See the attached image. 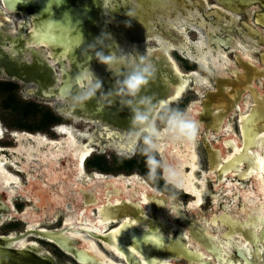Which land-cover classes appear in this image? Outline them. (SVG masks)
<instances>
[{"label":"flooded vegetation","instance_id":"obj_1","mask_svg":"<svg viewBox=\"0 0 264 264\" xmlns=\"http://www.w3.org/2000/svg\"><path fill=\"white\" fill-rule=\"evenodd\" d=\"M80 2L86 6L91 4H94L95 8L98 6V11L95 9L98 14L95 19L101 22L97 24V33L98 35H101L103 44H107L108 46V49H105L100 57L95 56V60L97 59V66L91 69V72L94 75L100 74V76H108L104 68L112 70L109 74L112 73L110 78L115 82L114 87H106L98 94V97L101 98L103 102H107L110 106H113L114 104L110 98L111 96H114L116 92L122 96H125L124 94L126 91L132 94L125 81L137 75H141L146 80L148 76L146 68L150 66L156 70L153 62H162V60L160 61V58L158 59L157 56H161V59H166L162 49L160 51V53L163 52L161 55L159 51V55H155L157 50H160V48L164 45L155 38L158 36L163 38L168 37V39L171 40L173 39L176 43L175 46L178 47V42H184V44L187 45L186 49H183L182 51L177 47L176 49H172L170 53L177 64L178 59L187 61V71H183L181 69V72L184 80L187 78L189 79V85L182 92V95L188 88H190V90L199 94V98L189 102L186 107L184 105H180L181 107L179 106L178 108H175L173 114L170 115L171 118L167 123V127L158 128L156 121L159 114L164 109H168L171 104L175 103L182 95L169 101V103L164 104L160 110H158L159 105L162 101L168 100L169 95L181 82L175 78V76L172 82L166 83L164 80L160 79L161 83L164 85L156 87L158 93L151 99V101H149L146 96L147 82L142 84L139 90L133 94L136 97L138 96L140 102H134L133 105H130L129 108H127V111H129V109L132 110L131 112L136 116L131 122L137 123L141 121L139 131L118 127L105 119L95 120L87 115L67 113L68 107L71 105L70 100L60 99L63 101L62 104H51L50 101H48L49 104L53 105V110H49V112L54 116V119L49 122H44V117L47 114L46 112L44 114L42 124L51 126L53 132L56 133L55 127L62 123L71 124L73 119L70 116L85 118L90 120L88 124L84 121H80L76 124L77 128L80 123L85 124V128H78L82 132L87 131L90 134L94 132L96 133L98 128L96 126L97 124L107 125L109 128H114L121 133V135L115 136L123 138L127 136L137 137L135 150L131 154H126L116 152L112 149V151L116 153V156L114 157L115 165L118 170H121V172L115 174L105 169L100 158V155L105 154L109 148L104 151L97 145L93 154L88 158L86 157L82 164L85 175H90L92 179L87 180L86 178H77L71 189L74 195H72L71 192L66 191L62 193L64 198L61 199L54 198L55 193L51 194L52 198H46V196H42L40 190L36 188V182L43 181L45 186L49 188L48 192L51 193L52 190L58 191V187L55 184L50 185L48 179L42 176V166H38L37 168V165L34 166L33 163H31L33 167H31L29 173L22 169L15 168V170H17L15 173L21 177L23 185L21 187H16L14 191L18 194L11 198V203H14L13 207L19 214L23 215L25 212H28V214L31 213L32 215L36 214L40 222L37 227H30V218L26 220L24 217L19 218L16 216H10L7 213L5 214L7 218L0 224V227L8 221L18 220L23 223V228L19 231L0 233V235L24 233V240L26 243L36 242L44 250L55 256L61 264L83 263L79 262V260H77L71 252L62 248L55 240L43 236L34 230H60L57 234L65 239H70V245L73 247L77 246L79 249L83 248V250L86 248L87 253L94 255L93 264H221L222 261L224 262L226 260L228 264H247V262H245V260L238 254L236 249L237 247L243 249L247 256L251 258L253 264L254 262L259 264V258L257 256H252V252L250 251V253L246 251L243 246L234 245V247H232V251L228 253L223 244L220 242V239L217 238L216 229L211 230L207 226V217L210 218L212 214H215V212H218L219 209L224 208L222 204H226V201L223 199L219 201L218 206L215 204L214 197L217 193L216 186L222 181L225 174L219 176L217 167L211 164L213 156L211 155L210 150L213 148L215 149V144L210 138V133L207 134V132L210 131L209 126H211L214 127L211 129L217 133L218 129L222 128V123L228 118L230 119V115L234 112L235 114L231 117V119H233L236 135H229L228 139L235 138L237 141L238 139L241 141L242 115L248 112L254 105V98L249 88L248 90L243 91L238 88L241 85H245V87L250 86L256 91L264 92V80H261V78L257 75L259 68L262 73H264V34H262L261 31V27L264 28V0H85V2L84 0H80ZM194 6H197L200 10L199 12L205 18L213 16L214 18L219 19V17L225 16L227 19L220 27H218L219 31L214 32L209 29L210 26L213 25L201 24L200 22H196L195 20L189 18L192 15L188 14V11L192 12V7ZM1 9L0 39L5 36L11 37V39L6 40L7 48L11 50L12 58L16 60V62L18 61L19 67L23 72H25L24 69L21 68L23 62H39L40 67H43V70L47 69L48 66H53L59 77L63 75L61 71L62 65L71 72L70 55H67L63 59L59 58L61 60H58L57 63L53 65L51 61H53L56 57H53L55 54H52L51 47L46 43L37 46L35 44V40L29 37L32 26L31 18L27 19L30 23L27 25L24 23L26 18L22 15L21 11H16V13H13L9 19L6 16V13L9 12L8 9L4 6H1ZM136 13H139L142 23L139 24L137 28H134L135 25L128 23V21L134 19L136 17ZM99 14H101V17ZM232 14H234V17ZM182 17L187 18V21L189 19L192 20H189L188 23L186 22V33L188 29L196 32L192 26L199 27L203 30L206 41L209 39L208 43L215 46L216 49L220 45L222 48L221 50L227 55L228 65L225 69L210 64V67L206 72L209 71L213 75V81L204 75L209 80L207 85L199 87V83L196 84L197 77L194 74L197 72V69H195L194 66H200V62L196 59L199 51L198 48L192 44V40H189V35H187L188 37L184 36L178 28L180 24L177 23V20ZM168 18H170L171 21H168ZM11 22H13L12 26H10ZM12 27L16 28L17 31H12ZM241 29L244 31L241 32ZM99 30H103V32L101 33ZM233 32L235 35H233ZM245 34L258 40V42L254 44H262L260 48H256L253 51L256 60H250L247 57L244 58L242 52L239 50L240 46L247 45V43L252 46L254 45L253 42L251 43L247 41ZM234 36L241 37L242 44H240V46H233ZM213 39L215 40L212 42H215V44L210 41ZM152 42L153 45L150 46ZM121 49H124V54L120 52ZM189 51H191L190 53L192 54L190 55H193V57L189 55ZM15 53H17V55H15ZM102 57L104 59H102ZM132 69H134V71ZM25 73L28 74V72ZM128 74L133 75L128 77ZM199 74L201 73L199 72ZM244 75L247 76V80L243 77ZM256 75L258 77H255ZM91 79V82L95 84L96 80L93 78ZM0 80L3 81L0 82L3 90V85L7 83L15 85L12 91L4 90L9 93L8 102L6 103L7 108L14 105V101L10 103L9 100L11 98L10 95H13L15 99L14 92L18 88V83L25 86V92L27 95L33 96L37 99L46 100L45 98L34 95L33 93L31 94V89H38V84L34 82H24L16 76H10L6 72L0 73ZM168 83H170V85H167ZM84 89L92 92L94 91L90 85L86 84L84 86H78L77 92L80 95H83ZM246 92L250 93L253 104L250 106L248 111L244 112L241 109V104L243 99L242 96ZM164 94L165 96L163 97ZM206 98L207 103H204L203 101ZM84 100L85 99L83 97H79V100L74 102L78 106L79 112L86 110V106H81V103ZM32 104L36 105L37 109H39L38 107L40 106L37 102H29L23 107L31 106ZM86 104H88L87 106H91L90 102H87ZM102 106H104V104L98 105V107L101 108ZM92 107L94 106L92 105ZM196 108L201 109L200 115L195 118V121L198 123V127L195 132V136L198 138L197 148L199 155V169L197 171L201 174L202 170L207 169L208 171L206 173L208 174L212 168L215 167L213 170L216 172V178H210L208 181V184H211L212 193L214 194L210 210L208 211L204 210L205 199L202 207L203 209L193 208L191 206L192 196L179 189L176 184L168 181L165 171L171 164L170 154L167 152V148L164 149L163 153H161L157 148L161 132L165 131V129H169V134L172 135L173 123L175 121H189L190 116H192L193 112L197 110ZM152 109H155V111H151ZM35 111L37 110H34L33 112ZM57 114L59 115L60 120L57 117ZM234 119H236V122H234ZM152 121L158 131H154L150 134L144 128L149 126ZM218 123L219 125L215 127ZM202 126L205 130L200 129ZM141 129H143V131L140 132ZM10 130L35 133L20 129ZM8 135L15 140L16 144L14 146H16L18 143L16 139L17 137L12 133H9ZM143 135H150L153 137L152 147L162 158L163 168L160 174L161 179L165 181V183H168L191 196L190 200L183 202L175 199L172 195L163 190L161 183L153 185L139 173L134 172L128 174V172L135 169L140 163L139 160H137V158H133V156L137 153L140 144L142 142L146 143V139L141 140ZM225 138H227V136L224 134L220 136V140H225ZM207 141L208 144L206 145ZM200 145L203 147L207 157V167L205 169H202L200 165ZM14 146L7 148L0 146L2 147V154L12 158L14 153H12L10 148ZM230 150L232 149L230 148ZM25 161L26 157H22L21 160H17L20 168L23 167V162ZM119 161H127L128 164H125V166L123 163H119ZM131 163L134 164L133 167L130 166ZM89 166L96 168V170L91 171ZM244 170L245 169L240 167L239 170L232 171L237 174L238 172L243 173ZM20 172L25 175L24 178L19 174ZM63 172L64 171H62V169H59L58 171L59 178L57 180L59 184L67 182L65 173ZM97 172L105 174L106 176L111 174L114 178L121 177V180L116 183H111L109 186H105V184L101 182V179L104 178H98L96 176ZM135 176H138L142 181L136 180V182L126 183L122 180L126 177ZM239 178L240 177L237 176V179ZM144 180H146L148 184H146ZM228 180H230L229 175L223 183L229 184L227 183ZM32 181H34V183ZM21 188H24L25 190H22ZM148 188H151L149 190L162 192L169 196L170 199L142 198L141 196L148 191ZM23 192L25 195H23ZM136 192L138 197L132 198V193L135 194ZM37 194L39 195V203L43 204V207L46 208L45 210L42 206L36 204L35 198L32 197ZM27 197H31V199H28ZM17 198L24 199L30 204L23 210H19L15 204V199ZM46 211H49V214L45 216L42 213ZM74 212L78 215V220L74 222L76 227L65 222L67 216L73 214ZM253 217L254 216L249 218L248 223L250 224H248V226H246L245 222H243L244 224L242 227L238 224L232 228L229 224L226 225L227 231L232 232L234 228L235 231H237V234H235L236 238L242 237V233L247 227H255L256 229L255 224L252 222ZM58 221L59 224L57 226H53ZM137 232L141 233L142 236L149 235L152 238V242L156 244V247L146 242L149 247L139 249L132 241H127L125 244L120 242L121 235L133 234ZM106 233H109L112 238L111 244L105 243L98 237L99 235ZM85 237L92 238L97 246L112 259L109 258L110 260L108 261H101L100 258L97 257V254H95L96 252L88 250L89 248L84 245L83 241ZM77 240H79V243H76ZM211 242L217 245L219 249L213 250ZM45 243L52 245L55 250L59 251L70 260H60L54 253L43 245ZM107 245L115 251L114 253L118 252L121 256L114 254L107 248ZM253 249L254 248L252 247V250Z\"/></svg>","mask_w":264,"mask_h":264},{"label":"bare ground","instance_id":"obj_2","mask_svg":"<svg viewBox=\"0 0 264 264\" xmlns=\"http://www.w3.org/2000/svg\"><path fill=\"white\" fill-rule=\"evenodd\" d=\"M218 6V5H217ZM193 11L188 14H191L192 16L189 17L192 20H195L196 22H200L201 24H210L213 26H210V30H213L214 32H218L219 28L223 22L226 21V17L222 16L219 17V19L214 18L213 16H208L205 18L197 8V6L192 7ZM9 12L6 13V16L10 19L11 15L13 13H16V11L8 10ZM234 17V14H232ZM190 16V15H189ZM186 17V16H185ZM188 18V19H189ZM189 19L190 21H192ZM187 18H181L177 20L179 25V30L184 36H187L186 33V22L188 23ZM168 21H171L170 18H168ZM12 26L13 22L10 23ZM12 31L16 32V28L12 27ZM197 31V40L191 41L192 44H194L198 48V54L196 59L200 62V65L205 68L209 69L210 64H213L215 66H218L222 69H225V67L228 65L227 55L222 51L221 46L219 45L216 49L215 46H212V44L208 43L209 39L205 38L203 30H201L199 27L192 26ZM178 30V31H179ZM233 31V30H232ZM244 30L241 29V32ZM262 34H264V28L261 27ZM235 32V31H234ZM233 32V35H235ZM188 37V36H187ZM158 41L162 42L164 44L160 50H157L155 55H159L161 49L164 52V56L166 58H169L173 63L174 68L176 69L177 73L180 75V82L173 92L169 95L168 100L162 101L159 105L160 110L164 104L169 103V101L176 99V97H179L182 95V92L186 89V87L189 85V79H183L182 77V70L178 66V64L175 62L173 57L171 56V50L176 49L178 46H175L176 43L173 41V39H168V37H155ZM189 38V37H188ZM245 38L249 42L256 43L258 40L255 38L245 34ZM190 40V38H189ZM210 40L211 43L214 41ZM235 47L240 46L242 44L241 37L234 36L233 41ZM178 45L181 49H186V46L184 42H178ZM262 44H254L244 46H240V51L242 52L243 57H247L250 60H256L253 54V51L256 48H260ZM159 51V53H158ZM120 52L123 54L124 49H121ZM162 52V53H163ZM189 51V55L192 54ZM160 53V55L162 54ZM193 57V55H190ZM157 58L161 61L162 64H166V59H161V56H157ZM224 58V59H223ZM223 61H222V60ZM61 60V59H59ZM57 58H54L52 62L53 65L57 63ZM197 77V83L198 86L207 85L209 82L208 78L199 74L197 71L194 74ZM242 111H248L250 106L253 104L251 100V95L249 92H246L242 96ZM47 101H50L51 104H62L63 101L60 100V98H45ZM58 100V101H56ZM195 112H193L192 116H190L189 121H175L172 126V135L169 134V129H165V131H162L160 136V141L157 144L158 150L163 153L164 149L167 148V152L170 154L171 158V164L166 168V178L168 181H170L173 184H176L177 187L181 190H183L185 193L192 196V204L191 206L198 209H203V203L205 199V191L208 188V181L210 178L215 179L216 178V172L215 167L212 168V170L207 174V169L202 170V173L200 175L197 174V170L199 169V155H198V138L195 136L196 129L198 127V123L195 121V118L200 115V108H196ZM234 112L230 115L231 117L234 116ZM69 115V114H68ZM70 116V115H69ZM73 121L71 124L69 123H62L55 127V131L58 134L59 138L53 139L49 137L47 134L43 133H27V132H21L19 130H10L8 129L0 120V139H4L9 133H12L17 138V145L14 147H11L10 150L12 153H14L13 157H8L5 154H2V147H0V187H4L6 189L15 190L16 187H21L23 185V181L21 177L16 174L14 171L9 169V166H13L17 169H22L25 172H30L31 167L40 166V164L44 163L43 169L41 170L42 176L46 177L48 179V182L50 185L55 184L58 188L55 192L54 198H64L62 195L63 192H71L72 193V187L74 185V181L77 180V178L83 179L86 178L87 180H91L92 177L90 175H85L84 169H83V161L84 159L93 154V152L96 150V146H100L104 151L108 148H111L119 153H126L131 154L135 150V145L137 142V137L127 136V137H119L115 135H121V133L114 128H109L107 125L97 124L96 126L97 131L96 133H88L87 131H81L77 128V123L80 121H84L87 124L90 122V120L85 118H78L75 116H70ZM228 118L225 122L222 123V128L218 129L217 133L214 132V127H210V131L207 132L210 133V138L215 144V149H211L210 153L211 155H215L218 152V147H220V151L223 155V159L230 158L233 154L240 151L241 148V141L238 139V145L235 146L236 150H230V147L228 146V136L229 135H236V131L234 129L233 119ZM219 118V117H218ZM217 118V119H218ZM188 124V125H187ZM218 124L215 125L217 127ZM181 126V127H180ZM147 132L152 134L154 131H158L156 126L154 125L153 121L149 124V126L144 128ZM204 127L202 126V128ZM143 131V129L140 130V132ZM227 136L225 140H220L221 135ZM115 136V137H114ZM168 140V141H167ZM22 157H26V161L23 162V167L20 168L18 165L17 160H21ZM44 160V161H42ZM213 160V159H212ZM33 163V165H31ZM49 163V165H48ZM59 169H62L65 173V178L67 179V182L64 184H59L58 178H59ZM49 175V176H48ZM230 177L229 184L223 183L226 179V176ZM31 176V174H30ZM48 176V177H47ZM96 176L98 178H108L113 177V175H105L102 173L97 172ZM237 176L240 177L237 179ZM121 177L114 178L117 181H120ZM235 178V179H234ZM126 183L128 182H136V180H140L138 176L135 177H126L124 179ZM221 180V179H220ZM142 181V180H140ZM146 184L148 182L144 180ZM44 184V182L42 181ZM45 185V184H44ZM22 190H25L24 188H21ZM38 189V188H37ZM217 193L215 194V204L216 206L219 205V201L221 199L226 201V206L223 209H219L218 212H215V214H212L210 218L207 217V226L213 230L216 229L217 232V238L220 239V242L223 244L224 248L227 250L228 253L232 251V247L234 245L238 246H244L246 243L243 240L242 237L236 238L235 234H237V231L232 230V232H228L226 225H232V223L238 224L239 222L243 225V222L248 223L249 218H252V216H255V214H264V154L262 152V148L256 149V155L254 163L248 172L240 173L238 172L235 174L234 171L228 172L227 175H225L224 178H222V181L217 184L216 186ZM240 190V191H239ZM237 191H239L240 194H237ZM25 192V191H24ZM235 192V194H234ZM44 194H42L43 196ZM72 195H74L72 193ZM35 196V202L39 206H42L44 210L46 209L43 207L42 203H39V195ZM52 198V196L50 195ZM234 197V198H233ZM28 199H31V197H27ZM230 198H233L230 200ZM239 201L243 202V208L240 207ZM38 202V203H37ZM14 206V203H12ZM247 211V212H245ZM34 213V212H33ZM43 215L49 214V211H46L42 213ZM26 220L30 218V227H37L39 225V218L36 214L32 215L31 213L28 214V212H25L22 215ZM37 218V219H36ZM78 220V215L76 212L73 214H70L65 219L66 223H70L72 226L76 227V222ZM75 224V225H74ZM256 225V223H255ZM106 227V226H105ZM260 227V226H258ZM256 226V228H258ZM232 228V227H231ZM74 234V233H73ZM76 236V235H75ZM84 245L88 247V250H92L96 252L97 257L100 258L101 261H108L112 259L109 255H107L104 251H102L97 244L94 242V240L90 237H85L83 241ZM26 241H21L19 245H25ZM262 248V252L264 253V245L259 244ZM248 249L252 251V246L250 244H247ZM94 248V249H93ZM107 248L111 250L113 253L115 252L112 248H110L107 245ZM118 256H121L118 252L114 253ZM110 258V259H109ZM259 264H264L262 261V255L259 259ZM125 264V263H124ZM221 264H228L227 260L222 261Z\"/></svg>","mask_w":264,"mask_h":264},{"label":"water","instance_id":"obj_3","mask_svg":"<svg viewBox=\"0 0 264 264\" xmlns=\"http://www.w3.org/2000/svg\"><path fill=\"white\" fill-rule=\"evenodd\" d=\"M40 1L41 0H0V12H2L1 6H4L8 10L21 11L22 15L26 18L24 23L27 25L30 24L27 19L31 18L32 26L29 37L35 40V44L37 46H40L44 43L49 45L51 47L52 54H55L53 57H56L57 60H59V58L63 59L67 55H70V67L72 69L71 72L62 65L61 71L63 75L59 77L53 66H48L47 69L43 70V67H40L39 62H23L21 68L24 69L25 72H28V74H26L20 69L18 61L16 62V60L12 58L11 50L7 48L6 40L11 39V37L5 36L4 38L0 39V73L6 72L10 76H16L24 82H34L38 84L37 90H30L31 94L33 93L38 97H57L63 100H70L71 105L68 107L67 113L87 115L88 117H91L95 120L105 119L118 127L139 131V125L141 124V121L137 123L131 122L136 116L133 115L131 112L132 110L129 109V111H127V108H129L130 105H133L134 102H140L138 96L136 97L133 95V93L131 94L127 91L124 94L125 96L119 95L116 92L114 96H111L110 98L114 104L113 106H110V104L107 102H103V100L98 97V94L101 93L102 89H105L106 87L111 88L115 85V82L110 78L112 73L109 74V72H112L111 69L101 66L106 70L108 76H100V74L94 75L91 72V69L97 66V59L95 60V56L100 57L102 52L105 49H108L107 44H103L101 35H98L97 33V24L101 22L95 19L98 16V6L95 8L94 4L87 6L83 5L80 0H48L46 5ZM95 9H97V11ZM59 10L70 13L71 16L63 20L62 26L60 24L58 25L60 28H54V32H76V34H78V38L75 40V42H65L58 39H53L51 37V29L48 23L50 22L52 14ZM99 15L101 17V14ZM99 32L102 33L103 30H99ZM85 35L88 37H93L86 39ZM15 55H17V53H15ZM166 59V64L153 62L156 70L150 66L146 68L147 75L151 77L150 79L146 78V96L149 101H151V99L154 98L158 93L156 87L164 85L161 83L160 79L167 83L172 82L175 76V78L180 81V75L174 68L172 64L173 62L169 60V58ZM132 70L134 71V69ZM257 72V75L261 78V80H264V73H262L260 68ZM132 75L128 74V77ZM257 75L255 77H258ZM108 77V83L103 84L104 79ZM243 77L247 80V76L244 75ZM91 78L96 80L95 84L91 82ZM86 84L90 85L94 91L92 92L84 89V94L80 95L77 92V87L84 86ZM97 85H99V87H97ZM167 85H170V83ZM248 88L252 92L254 105L248 112L242 115L240 151L236 152L228 159H223V155L220 151L221 149L218 147V152L217 154L215 153V155H213V160L211 161V164L217 167L219 176L222 174L227 175L228 172L232 170H239L240 167L245 169L243 172H248L254 163L257 147L262 148V152L264 154V92L256 91L250 86L245 87V85H241L238 89L243 91L248 90ZM79 97H83L85 99L81 103V106H86V110H82L80 112L78 111V106L74 103L75 101L79 100ZM87 102H90L91 106H87ZM203 102L207 103V98L204 99ZM100 104H104V106H102V108L98 107ZM92 105L95 108L92 107ZM151 111L154 112L155 109H152ZM207 144L208 141L206 142V145ZM227 144L232 150H236L235 146L238 145V141L235 138L229 139ZM43 165L44 163L40 164L42 167ZM101 180L105 186H109V184L117 182V180L114 178H104ZM230 181L231 180H228L227 183ZM32 182L34 183V181ZM36 188H38V190H40L44 196H50L56 192L55 190H52L51 193L48 192L49 188L41 181L36 182ZM149 189L151 188H148V191L144 193L143 196H141L142 198H162L165 200L170 199L169 196L162 192ZM239 191H237V194H240ZM17 194L18 193L14 190L0 187V224L7 218L5 215L7 213L10 216H16L19 218L23 217L22 214H19L15 211L11 203V198ZM135 194L132 193V198L138 197L137 192ZM23 195H25L24 192ZM32 197L35 198V196ZM233 198H231V200ZM239 204L240 207L243 208V202L239 201ZM222 205L225 207L227 204L224 203ZM252 222L254 224L256 223L255 226L260 227L256 229L255 227H247L245 231H243L242 237L246 243L243 248L250 252V250H248L247 244L252 245L254 248L251 251L252 256H257L260 259L262 255V261L264 262V253L262 252L263 250L259 245L260 243L264 245V214H255ZM248 224L250 223H246V226H248ZM238 225L242 227L240 222ZM233 226L235 227L237 224L234 225L232 223L231 227ZM34 231L55 240L62 248L68 252H71L77 258V260H79V262L83 264H93L94 255L87 253L86 248L83 250V248L79 249L77 246L73 247L70 245V239H65L57 234L60 232V230L48 231L46 229H42ZM24 235V233L0 235V264H61L55 256L44 250L36 242H29L25 245H19L21 241H24ZM98 237L101 238L105 243H112V238L109 233L99 235ZM127 241H132L139 249L149 247L146 242L156 247V244L152 242V238L149 235L142 236L139 232L121 235L120 242L125 244ZM77 242L79 243V240H77L76 243ZM211 246L213 250L219 249V247L212 242ZM236 249L240 257H242L245 262H247V264H253L251 258L247 256L242 248L237 247ZM254 264L257 263L254 262Z\"/></svg>","mask_w":264,"mask_h":264},{"label":"rangeland","instance_id":"obj_4","mask_svg":"<svg viewBox=\"0 0 264 264\" xmlns=\"http://www.w3.org/2000/svg\"><path fill=\"white\" fill-rule=\"evenodd\" d=\"M41 3L46 5L48 3V0H41ZM136 17L134 19H131L128 21V23H131L132 25H135L134 28H137L139 24L142 23V20L140 18L139 13L135 14ZM70 13L63 12L61 10L55 11L51 18L50 22L48 23L51 29V37L53 39H58L61 41H72L75 42V40L78 38V34L76 32H54V28L59 27L60 24L62 26L63 20H65L67 17H70ZM135 23V24H133ZM60 28V27H59ZM198 31V30H197ZM197 31H193L191 29L187 30V33L189 35L190 40L196 41L197 40ZM93 36H86V39H89ZM84 38V37H83ZM153 45V42L150 44V46ZM231 56V54H230ZM178 65L181 67L183 71H187V61L178 59ZM197 71H199L203 76H207L213 81V75L208 71L207 69L200 66H194ZM151 77L147 76V79H150ZM109 78H105L103 84L108 83ZM0 82H3L0 80ZM8 95L9 93L5 92L0 85V120L2 123L8 127L9 129H20V130H27L30 132H41L43 134H47L51 138H58L59 136L52 131L51 126L49 125H43V117L46 112H49V110H53V105L49 104L46 100L37 99L33 96H29L25 92V86L18 83V88L14 92L15 101L14 105L10 107H6V103L8 102ZM199 98V94H196L190 88H188L184 94L168 109H164L158 116L156 124L158 128L167 127V123L169 122L171 118V114H173L174 109L178 108L180 105H184L185 107L187 104L193 100H196ZM29 102H37L40 107L37 109V111L33 112L32 114L26 116L23 114L22 107L26 105ZM180 106V107H181ZM183 111V110H182ZM55 113V112H54ZM56 114V113H55ZM57 117L59 118V115L57 114ZM60 120V118H59ZM234 122H236V119H234ZM78 128L83 129L85 128L84 123H80L78 125ZM142 139H146V143L142 142L140 146L138 147L137 153L133 156V158H137L139 160V165L136 166L135 169L128 172L129 173H139L142 177H144L147 181H149L151 184L155 185L156 183H161L163 190L172 195L175 199L186 202L191 199V196L185 194L183 191L173 187L172 185L165 183L161 179V172L163 168V161L160 155L157 153V151L154 150L152 147L153 137L150 135H143ZM16 144L15 140L11 138V136H7L4 139L0 140V146H3L5 148L14 146ZM200 150V165L202 169H205L207 167V157L204 152L203 147L199 146ZM116 156V153L112 151V149L109 148L105 154H101L100 158L102 163L104 164L105 169L111 171L112 173H118L121 172V170H118V168L115 165L114 157ZM119 163L128 164L127 161ZM126 166V165H125ZM9 169L12 171H17L12 166H9ZM89 169L91 171L96 170V168H92V166H89ZM23 178L25 175L20 172L19 173ZM197 174L199 175V171H197ZM205 195V203H204V210H210L211 203L213 201L214 194L212 193L211 184H208V188L204 193ZM46 198H50V196H46ZM15 204L19 210H23L26 208L30 203L27 202L24 199L17 198L15 199ZM59 224V221L56 222L53 226H57ZM23 223L18 220H11L5 223L3 226L0 227V233H7L9 231H19L22 230ZM48 250H50L52 253H54L60 260L66 261L70 260L66 256H64L59 251L55 250V248L45 243L43 244Z\"/></svg>","mask_w":264,"mask_h":264},{"label":"trees","instance_id":"obj_5","mask_svg":"<svg viewBox=\"0 0 264 264\" xmlns=\"http://www.w3.org/2000/svg\"><path fill=\"white\" fill-rule=\"evenodd\" d=\"M15 87L14 84L12 83H7L5 85H3V88L4 90H9V91H12V89ZM10 100L9 102L11 103L12 101H15L13 95H10ZM7 105H10V104H7ZM34 110H37V106L32 104L31 106H27V107H23L22 108V111L24 113V115H28L30 114L31 112H33ZM54 119V116L50 113V112H47V114L45 115L44 117V122H49V121H52ZM134 164L131 163V167H133Z\"/></svg>","mask_w":264,"mask_h":264},{"label":"clouds","instance_id":"obj_6","mask_svg":"<svg viewBox=\"0 0 264 264\" xmlns=\"http://www.w3.org/2000/svg\"><path fill=\"white\" fill-rule=\"evenodd\" d=\"M99 55V54H98ZM102 59H104L102 57ZM147 81L142 76H133L129 80H126L125 83L127 84L128 88L131 90L133 94L139 90L142 84H145ZM99 87V85H97Z\"/></svg>","mask_w":264,"mask_h":264}]
</instances>
